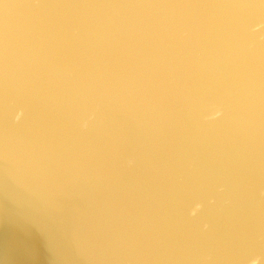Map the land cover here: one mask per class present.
<instances>
[{
  "label": "snow or ice",
  "instance_id": "1",
  "mask_svg": "<svg viewBox=\"0 0 264 264\" xmlns=\"http://www.w3.org/2000/svg\"><path fill=\"white\" fill-rule=\"evenodd\" d=\"M6 6L0 172L83 203L85 264H264V0Z\"/></svg>",
  "mask_w": 264,
  "mask_h": 264
},
{
  "label": "water",
  "instance_id": "2",
  "mask_svg": "<svg viewBox=\"0 0 264 264\" xmlns=\"http://www.w3.org/2000/svg\"><path fill=\"white\" fill-rule=\"evenodd\" d=\"M25 0H0V18ZM76 197L42 195L0 172V264H85L73 221L83 210Z\"/></svg>",
  "mask_w": 264,
  "mask_h": 264
},
{
  "label": "clouds",
  "instance_id": "3",
  "mask_svg": "<svg viewBox=\"0 0 264 264\" xmlns=\"http://www.w3.org/2000/svg\"><path fill=\"white\" fill-rule=\"evenodd\" d=\"M5 9L6 10L8 9L7 6L5 7ZM255 39L258 41L259 37H256ZM246 125H247V120L245 118V114L242 112L238 117V129L241 134V137H243L246 131Z\"/></svg>",
  "mask_w": 264,
  "mask_h": 264
}]
</instances>
